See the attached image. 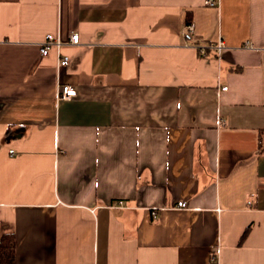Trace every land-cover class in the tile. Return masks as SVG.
Returning <instances> with one entry per match:
<instances>
[{
  "label": "crops",
  "instance_id": "1",
  "mask_svg": "<svg viewBox=\"0 0 264 264\" xmlns=\"http://www.w3.org/2000/svg\"><path fill=\"white\" fill-rule=\"evenodd\" d=\"M3 235L12 264H264V0H0Z\"/></svg>",
  "mask_w": 264,
  "mask_h": 264
},
{
  "label": "built area",
  "instance_id": "2",
  "mask_svg": "<svg viewBox=\"0 0 264 264\" xmlns=\"http://www.w3.org/2000/svg\"><path fill=\"white\" fill-rule=\"evenodd\" d=\"M205 4L207 5H215V0H205ZM186 28L188 29V31H192L193 30V24L192 23H188L186 25ZM79 40V36L77 33H72L70 35V42L71 43H77ZM218 46L221 48L223 46V41L220 40L218 43ZM55 46L58 53H59V59H58V66L59 67H64L67 66L69 63V56L66 54H62L60 52V46H61V41L59 39V37H54L52 34L48 33L45 35V39L43 40V42L40 45V54L42 56H45L48 54L49 50L51 47ZM225 88V87H224ZM74 95H76V90L73 86H71L70 84H61L60 85V93H59V99H64V100H68L71 97H73ZM10 153L13 152V150H9ZM185 202L184 201H178L177 202V206L178 207H184L185 206ZM153 215H155V211L152 212Z\"/></svg>",
  "mask_w": 264,
  "mask_h": 264
},
{
  "label": "trees",
  "instance_id": "3",
  "mask_svg": "<svg viewBox=\"0 0 264 264\" xmlns=\"http://www.w3.org/2000/svg\"><path fill=\"white\" fill-rule=\"evenodd\" d=\"M189 20V15L187 16ZM15 239L12 235H3L0 239V264H12L15 258Z\"/></svg>",
  "mask_w": 264,
  "mask_h": 264
}]
</instances>
